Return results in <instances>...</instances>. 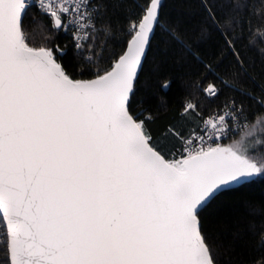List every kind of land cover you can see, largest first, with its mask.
I'll return each mask as SVG.
<instances>
[{"label": "snow or ice", "instance_id": "1", "mask_svg": "<svg viewBox=\"0 0 264 264\" xmlns=\"http://www.w3.org/2000/svg\"><path fill=\"white\" fill-rule=\"evenodd\" d=\"M110 2L38 0L41 19L29 32L23 17L34 4L0 0V264H217L200 210L221 188L264 175V115L251 125L244 117L239 141L213 146L243 116L234 99L206 119L199 101L186 100L187 135L169 129L186 153L180 159H167L133 114L159 0L130 25V47L109 69L77 79L61 64L63 51L44 42L70 35L77 57L93 63L113 33ZM227 2L236 14L225 23L236 30L250 0ZM194 94L213 102L221 89L197 84Z\"/></svg>", "mask_w": 264, "mask_h": 264}, {"label": "trees", "instance_id": "2", "mask_svg": "<svg viewBox=\"0 0 264 264\" xmlns=\"http://www.w3.org/2000/svg\"><path fill=\"white\" fill-rule=\"evenodd\" d=\"M151 2L108 3L106 19L113 33L101 56L91 64L77 57L70 35L57 33L44 43L59 46L64 54L57 56L75 78L93 79L98 70L109 69L123 54L133 36L130 25L139 23ZM235 14L227 0H159L160 26L134 83L133 114L145 120L153 140L164 145L167 159H173L181 144L169 129L187 135L181 113L190 98L200 102L203 117L215 113L229 99L242 106V118L247 117L249 125L257 114L264 115V32L259 31L264 29V0H250L240 13L239 27L232 30L225 20ZM40 19L37 9L29 7L23 17L26 31L32 32ZM31 43L40 46L37 34L33 33ZM221 81H227L228 86ZM210 83L221 89L213 102L194 94V85ZM199 220L217 264H264V175L219 193L200 211ZM5 235L0 220V261L4 259Z\"/></svg>", "mask_w": 264, "mask_h": 264}, {"label": "built area", "instance_id": "3", "mask_svg": "<svg viewBox=\"0 0 264 264\" xmlns=\"http://www.w3.org/2000/svg\"><path fill=\"white\" fill-rule=\"evenodd\" d=\"M29 3L34 4L33 7H35L36 9L38 8V0H35V3H34V0H31ZM215 113H213L212 115H214ZM207 117L208 116H206L204 118L206 119ZM244 123H245V121H244V118H242V117H240L237 120L230 122L229 128L227 129V135H225L221 138L220 134L217 133L216 143L213 144V141L211 139H208V143L213 144V146H216V144L220 145L224 141H229V140L233 139L235 136L242 133L241 125ZM247 123L249 124L248 119H247ZM200 127H203V125H200ZM244 130H246V129H244ZM200 134L205 135L207 138V134H205V133H200ZM195 145L198 147L199 141H196ZM182 154H186V153H184L182 143H181L179 145V147L175 150V152H173L172 156L175 157L176 159H180L182 157Z\"/></svg>", "mask_w": 264, "mask_h": 264}, {"label": "water", "instance_id": "4", "mask_svg": "<svg viewBox=\"0 0 264 264\" xmlns=\"http://www.w3.org/2000/svg\"><path fill=\"white\" fill-rule=\"evenodd\" d=\"M31 0H29V2H30ZM150 6V4L148 5V7ZM148 7H147V9H148ZM146 9V10H147ZM146 12V11H145ZM154 34V33H153ZM153 34L151 35V39H152V36H153ZM132 39H133V36L131 37V39L128 41V43H127V45H126V48H125V51L123 52V54L122 55H124V53L128 50V48L130 47V43H131V41H132ZM151 39H150V41H151ZM148 47H149V45L147 46V48H146V51H145V54H144V56L142 57V62H141V65H140V67H139V69H138V75H139V73H140V71H141V68H142V65H143V62H144V59H145V57H146V54H147V51H148ZM121 55V56H122ZM119 59V58H118ZM117 59V60H118ZM138 75H137V77H138ZM137 79V78H136ZM136 81V80H135ZM135 81H134V83H135ZM252 179V177H250V178H245V179H241L240 180V182L239 183H231L229 186H227V187H223V188H221V190H219L213 197H212V199L215 197V196H217L219 193H221L222 191H224V190H227V189H234V188H237V187H239V186H241L242 184H244V183H246L247 181H249V180H251ZM211 199V200H212ZM210 200V201H211ZM209 201V202H210ZM208 202V203H209ZM202 210V209H201ZM200 210V211H201ZM3 224H4V227H5V223H4V221H3ZM5 229H6V227H5ZM6 231H7V229H6Z\"/></svg>", "mask_w": 264, "mask_h": 264}, {"label": "rangeland", "instance_id": "5", "mask_svg": "<svg viewBox=\"0 0 264 264\" xmlns=\"http://www.w3.org/2000/svg\"><path fill=\"white\" fill-rule=\"evenodd\" d=\"M251 124H252V123H251ZM247 130H249V129H246V130H244V131H247ZM253 131L255 132V130H253ZM242 134H243V132L240 133L239 135H237L236 138L231 139V141H228V142H226V143H223L222 145L220 144V146L228 147V146L234 144L236 141H239V140L241 139V135H242ZM256 134L258 135V132H257ZM171 157H172V158H175V157H173V156H171ZM175 159H176V158H175ZM256 176H258V175H254V176H252V178H253V177H256Z\"/></svg>", "mask_w": 264, "mask_h": 264}]
</instances>
